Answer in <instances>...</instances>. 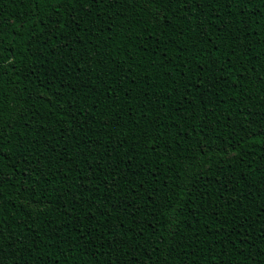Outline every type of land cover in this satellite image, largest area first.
<instances>
[{
	"label": "trees",
	"instance_id": "trees-1",
	"mask_svg": "<svg viewBox=\"0 0 264 264\" xmlns=\"http://www.w3.org/2000/svg\"><path fill=\"white\" fill-rule=\"evenodd\" d=\"M0 131V264H264V0H0Z\"/></svg>",
	"mask_w": 264,
	"mask_h": 264
},
{
	"label": "snow or ice",
	"instance_id": "snow-or-ice-1",
	"mask_svg": "<svg viewBox=\"0 0 264 264\" xmlns=\"http://www.w3.org/2000/svg\"><path fill=\"white\" fill-rule=\"evenodd\" d=\"M39 2H40V3H47L48 0H39ZM54 2H55V4H59V3L62 2V0H54ZM68 2H69V3H72V0H68ZM80 2L82 3L83 0H80ZM50 19H51V18H50ZM9 126H10V125H9ZM2 134H3L2 131H0V135H2ZM2 183H3V180L0 179V184H2ZM141 186H143V184H141Z\"/></svg>",
	"mask_w": 264,
	"mask_h": 264
}]
</instances>
